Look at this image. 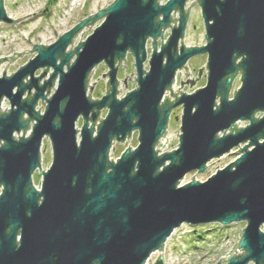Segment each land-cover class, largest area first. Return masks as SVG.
<instances>
[{"label": "water", "instance_id": "obj_1", "mask_svg": "<svg viewBox=\"0 0 264 264\" xmlns=\"http://www.w3.org/2000/svg\"><path fill=\"white\" fill-rule=\"evenodd\" d=\"M187 2L113 0L51 44H31L0 58L10 62L35 52L10 75L6 64L0 76V101L10 103L8 112L0 108V264H146L182 224L237 221L246 222L237 253L214 264H264V0H197L205 29L202 46L182 43L185 11L195 1L185 8ZM24 17H9L0 0V22L15 24ZM99 19L69 51L74 37ZM171 21L166 42L157 47ZM127 53L133 57L136 88L118 98L117 71ZM203 53L205 85L190 94L178 88L176 97L170 87L177 71H187V61ZM100 62L108 69L102 74L108 92L92 99L88 78ZM238 74L241 84L229 98ZM39 99L46 102L43 113L35 110ZM176 106L182 108L178 145L161 152L172 136L164 134ZM241 121L248 123L239 127ZM29 125L31 132L23 137ZM133 130L137 146L110 160L113 142L125 141ZM45 137L52 159L42 171ZM235 147L238 156L204 181L193 175L181 183L187 173H202L208 161ZM36 169L42 176L39 189L32 180ZM153 264H165L162 254Z\"/></svg>", "mask_w": 264, "mask_h": 264}, {"label": "rangeland", "instance_id": "obj_2", "mask_svg": "<svg viewBox=\"0 0 264 264\" xmlns=\"http://www.w3.org/2000/svg\"><path fill=\"white\" fill-rule=\"evenodd\" d=\"M112 1L113 0H4V8L9 17L12 19H17L23 16L25 17L20 19L15 24L0 22V58L11 56L12 52H21L25 49H31V44H51L61 34L78 23L79 20H82L84 17L105 8ZM192 1L194 0H188L185 8H188ZM28 14L30 15L26 16ZM101 20L102 19H99L92 25L85 26L74 37L73 46L71 43L68 50L70 51V48L72 50L76 47L80 40H85V38L92 33ZM166 35L167 32L165 33V36ZM182 43L186 46H199L201 44H205L204 25L201 18L200 8L196 3L189 8V19ZM159 44L160 43L158 42V46ZM151 47V41L148 40L146 42V52L148 56L150 55ZM34 54V51L25 52L10 62L9 60L1 61L0 75L2 74L6 64L5 73L10 75L11 72H15L21 65L25 64L30 58H32ZM122 63L123 64L119 66V70L117 71L118 98L123 97L127 92L136 88V73L133 57L128 54L125 61ZM205 64L206 55L202 56V54H198L190 58L186 63L187 71H185V69L177 71L175 82L170 87L172 93H177L179 88L180 92L190 94L196 89L203 87L206 83L207 76V69L204 68ZM144 65V68L148 69L147 62H145ZM202 67L203 69L201 75L195 81L198 68ZM91 71L92 72L88 78L89 86L93 85L92 91H90V97L92 99H99L102 95H104L106 88L107 79L102 77V74L107 72V66L104 62H100ZM40 72L41 70H37L35 75H39ZM131 72L133 74L130 77ZM184 73L189 74L186 76ZM125 75H127V77L125 79V83H123ZM48 76L49 73L43 79L48 78ZM192 78L193 81H195L194 84L190 86V83H182L181 86L180 81L185 82L186 79L192 80ZM43 79L41 82H43ZM93 82L95 83L92 84ZM240 84V74H238L232 82L229 98L233 97L234 90L236 91ZM55 87L56 82H54L53 85V88ZM53 88L49 90V93L46 95L47 97H50L53 94ZM165 92L166 96L169 97V100L173 101L174 97L170 94V90L167 89ZM178 96H180L179 92L176 97ZM42 102L44 105L39 99V102L36 104L37 107L35 106L36 110L39 108L40 113L44 111L46 105L45 100H42ZM5 106L9 107V103L7 101L4 103V107ZM106 113L107 108L102 109L99 114V118H104ZM181 113V106H176L171 110L164 137L167 138L170 134L172 136L166 139V144L161 152L171 151L177 147L179 140L178 135L180 134L179 128ZM257 116H260V113H258ZM82 122V118L79 117L76 121V128L80 129ZM98 123H100L99 120L95 122V130ZM247 123V121H241L239 122V127H244ZM42 142L43 143L40 147V170H46L52 159L51 143L47 137ZM137 143L136 132L132 133V135L123 142L114 141L109 152V159H112V161L118 159L120 154L128 148V146L130 148H135ZM237 150V147H235L231 149L229 153H226L219 158L211 159L208 161L205 170L200 174H196V171L187 173L181 180V183L191 181V177L193 175L194 180L204 181L210 175L214 174L217 169L223 168L225 165L232 162L238 156ZM41 179L42 176L39 173V169H36L32 180L34 187L37 189L41 186ZM245 224V221H237L228 225H221L219 223L197 225L182 224L166 239L162 250L153 253L146 264H153L159 254H162L165 264L217 263L221 258H225L231 253H237V245L241 237V230ZM224 263L225 262L223 261V264Z\"/></svg>", "mask_w": 264, "mask_h": 264}, {"label": "built area", "instance_id": "obj_3", "mask_svg": "<svg viewBox=\"0 0 264 264\" xmlns=\"http://www.w3.org/2000/svg\"><path fill=\"white\" fill-rule=\"evenodd\" d=\"M167 0H165V1H163V0H159V3L160 4H163V3H165ZM72 3H74V2H72ZM187 6V5H186ZM172 16H173V13H172ZM178 17V12H174V18H177ZM177 23H178V21L176 20L175 21V26L177 25ZM173 25H174V22L173 21H171V23H170V25L167 27V28H165L164 30H163V36L162 37H160V38H158L157 39V47H159L160 45H161V42L162 43H165L166 42V40H167V38H168V35H169V33H170V30H171V28L173 27ZM167 32V35L165 36V33ZM151 41V40H150ZM158 42L160 43L159 44V46H158ZM70 46V45H69ZM69 46H68V49H69ZM124 61V60H123ZM122 61V62H123ZM123 64V63H122ZM6 74V73H5ZM7 75V74H6ZM0 76H2V74L0 75ZM175 77H176V75H175ZM174 82H175V79H174ZM173 82V83H174ZM169 90V89H168ZM165 95H166V92H165ZM5 101H7L8 103H9V101L6 99V98H2L1 99V101H0V108H1V111H4V109H5V112H8L7 110L8 109H10V103H9V107L8 106H5L4 107V103H5ZM39 102V101H38ZM37 102V103H38ZM37 107V106H36ZM36 107H35V110H36ZM37 111V110H36ZM43 113V112H42ZM27 117V114H24V118H26ZM35 121L34 120H32V123H34ZM238 125H239V123H238ZM31 128H32V126L31 125H29V129H27L25 132H24V135H23V137H27L29 134H30V132H31ZM18 136H22V131H20V132H18V134L17 133H14V137H16V139H18Z\"/></svg>", "mask_w": 264, "mask_h": 264}, {"label": "flooded vegetation", "instance_id": "obj_4", "mask_svg": "<svg viewBox=\"0 0 264 264\" xmlns=\"http://www.w3.org/2000/svg\"><path fill=\"white\" fill-rule=\"evenodd\" d=\"M194 1H195V3L198 5L197 0H194ZM198 6H199V5H198ZM199 8H200V6H199ZM185 13L188 14V19H189V10L187 9V10L185 11ZM200 13H201V9H200ZM201 18H202V17H201ZM202 21H203V20H202ZM187 24H188V20H187ZM186 26H187V25H186ZM204 34H205V29H204ZM205 43H206V41H205ZM202 45H203V44H201V45H199V46H202ZM128 54H129V53H127L126 56H128ZM205 55H206V53H203V54H202V56H205ZM195 56H196V55H195ZM125 58H126V57H125ZM191 58H192V57H191ZM206 58H207V55H206ZM204 68H206V64H205V67H204ZM199 69H200V68H198V70H199ZM201 69H202V68H201ZM107 70H108V69H107ZM118 70H119V68H118ZM200 75H201V74H200ZM200 75H198V72H197V76L199 77ZM206 77H207V76H206ZM234 78H235V77H234ZM234 78H233V80H234ZM233 80H232V82H233ZM231 86H232V84H231ZM230 89H231V87H230ZM107 92H108V90H107V83H106V88H105V92H104V94H106ZM229 92H230V91H229ZM32 93H33V91H32ZM117 93H118V91H117ZM30 94H31V93H29V94H28V93H27V94L25 93L24 97L30 96ZM102 96H103V95H102ZM102 96H101V97H102ZM116 96H117V94H116ZM101 97H100V98H101ZM100 98H99V99H100ZM168 101L171 102L170 100H168ZM100 112H101V111H100ZM100 112H99V114H100ZM98 118H99V115H98ZM134 132H136L137 135H138V131H137V130H133V131L131 132L130 136H131L132 133H134ZM130 136H129V137H130ZM45 138H46V137H45ZM45 138H43V140H44ZM48 139H49V138H48ZM43 140H42V141H43ZM42 143H43V142H42ZM40 165H41V164H40ZM42 171H44V170H42ZM33 174H34V173H33ZM33 174H32V178H33Z\"/></svg>", "mask_w": 264, "mask_h": 264}]
</instances>
